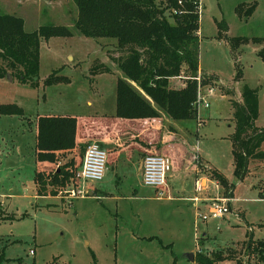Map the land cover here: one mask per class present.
<instances>
[{
    "label": "rangeland",
    "instance_id": "374dc122",
    "mask_svg": "<svg viewBox=\"0 0 264 264\" xmlns=\"http://www.w3.org/2000/svg\"><path fill=\"white\" fill-rule=\"evenodd\" d=\"M0 10L22 16L27 30L52 22L66 24L74 32L41 40L36 85L9 71L11 78L7 73L0 77V102H15L23 109V116L0 114V264H198L197 252L214 258V264L258 260L247 242L250 235L264 238V164L252 161L247 173L237 177L230 133L232 101L241 99L244 83L258 89L256 124L264 125V0H201L195 53L202 86H215L210 105L202 110L200 126L194 116L176 120L161 111L159 117L163 129L175 132L170 138L177 143L175 158H184V146L190 158L196 157L190 177H206L204 189L198 192L206 201L196 208L188 199L157 196L153 186L143 184L135 163L138 147L133 146L131 158L121 154L114 162L109 159L116 146L98 139L86 140L82 152L92 141L108 148L107 169L102 179L85 184L108 197L87 194L67 199L64 189L72 182L47 183L45 193L50 196L35 195L31 123L38 113H84L97 109L101 101L106 109L112 107L116 77L94 75L92 69L100 60L111 64L115 44L106 37L77 33L78 9L73 0H0ZM56 68L68 79L44 84L43 77ZM180 74H189L185 64ZM183 80L170 76L169 85L180 86ZM156 153L173 161L170 153ZM69 154L59 153L56 165ZM213 170L232 186L221 184L212 176ZM39 186L36 183L37 192ZM193 187V180L188 181L185 193L194 192ZM218 194L231 197L228 211L201 219L197 213H207V199ZM216 250L221 255L214 254ZM187 251L193 252V262Z\"/></svg>",
    "mask_w": 264,
    "mask_h": 264
},
{
    "label": "trees",
    "instance_id": "16d2710c",
    "mask_svg": "<svg viewBox=\"0 0 264 264\" xmlns=\"http://www.w3.org/2000/svg\"><path fill=\"white\" fill-rule=\"evenodd\" d=\"M73 1L78 9L74 22L77 33L95 38L106 37L115 44L113 57H110L115 66L112 60L111 64L100 60L92 70L94 73L119 71L115 89L116 116L159 118L161 111L176 120L194 116L191 103L196 96V76L200 73L195 49L201 0ZM251 7L252 4L246 13H250ZM73 33L66 24L52 22L27 30L22 16L0 10V77L9 71L22 81L36 85L39 82L41 40L52 35ZM228 40L233 44L232 38ZM183 64L189 72L184 74L188 76L183 78L185 84L170 86V76H183L180 74ZM58 70L53 69L43 77V83L67 80V74L58 73ZM258 108V89L244 83L241 99L232 101L234 128L230 133L233 172L239 178L247 173L252 161L264 164V125L256 124ZM0 114L23 116V109L15 102H0ZM89 120L94 128L104 129L99 123L101 119L93 117ZM34 122L36 159L33 179L40 185L38 193L43 194L47 183L64 186L74 181L82 161L77 156L82 157L86 140L77 141L78 121L75 115L38 114ZM84 123L85 120H82L80 125ZM133 140L131 144L139 149L149 145L141 136ZM66 150L71 151V155L65 162L56 165L59 153ZM156 152L149 150L146 153ZM195 158L191 156L194 161ZM212 176L224 186H232L221 173L213 170ZM247 246L258 253L254 264H264V238L250 235ZM214 254L221 255V252L216 250ZM194 261L198 264L215 263L214 258L206 257L202 252L196 253Z\"/></svg>",
    "mask_w": 264,
    "mask_h": 264
},
{
    "label": "crops",
    "instance_id": "0c3cea01",
    "mask_svg": "<svg viewBox=\"0 0 264 264\" xmlns=\"http://www.w3.org/2000/svg\"><path fill=\"white\" fill-rule=\"evenodd\" d=\"M100 73L113 74L117 78L119 71L117 70L116 71H101V72L94 73V75L100 74ZM87 103L89 105H92L90 100H87ZM110 108L106 109L105 105L101 101L97 109L93 111L90 110L89 112L83 113V112H76V111H73V112L59 111L58 113H51V112H46V113L47 114L75 115L78 121L77 141H85L88 139H98L99 141L106 143L108 145L113 144V147L116 146L117 150L112 152L113 155L114 153L115 155L112 157L113 159L110 158L109 161H114V162L117 161V158H119L121 154H124L125 157L131 158L133 154L132 151H134L132 149L133 145L131 144L132 140L133 139L135 140L136 137L138 136L143 137V139L149 145H147L146 148H140V149L138 148L139 150L136 148L138 157L137 159H135V163H136V170L138 171L139 176L141 177V166H142V159H143L142 154L144 155L147 154L146 152L149 150L157 151V152H165L167 154L170 153L171 155L170 154L169 155L172 157V160H173L172 161L173 168L169 171L167 175V188H168L169 195L166 196V198L167 199L176 198V199H181V200L188 199L192 202L195 208L197 207V203L206 201L203 197L199 196L198 192L200 191H196L194 187H193L194 192H192L191 194L185 193L188 181L190 182L191 180H193V186H194L195 178L199 177L200 175L193 177V179L190 177L191 171H194L193 167L196 166V162L190 158L184 146H182L183 147L182 149L184 151L183 152L184 158L178 159V160L175 158L176 156L174 155V151L176 148L174 147L177 143L170 139V138H173V134L175 133L173 129H171L170 127L163 129L162 127L163 123L158 117L126 118V117L116 116L114 114L115 96H114L113 106ZM93 117H97L101 119V122L99 123L104 126L103 130L102 129L100 130L99 127L94 128L93 123L91 125L89 124L90 122L89 119ZM82 120H85V123L80 125V122ZM119 123L129 125L131 127L129 126H125L123 128L119 126L117 127V124ZM31 124H33L32 128L30 129H31V132H33V148H34L36 127H35L34 121ZM182 137L184 138V140L186 139L184 135ZM66 153H67V150H66ZM202 179L205 183L206 177L202 176ZM34 185H35V195L50 196L49 193L48 194L47 193L36 194L38 192L36 190L35 182H34ZM88 187H89V190L87 194L97 196V197H108V195H106L107 193L106 194L103 193V191L100 190L99 188H96V187L91 188L90 186ZM154 191L156 192V188H154ZM78 197H84V196H78ZM78 197H74L73 199H76ZM67 199H71V198H67ZM207 201H209L210 203V198H208ZM190 261L193 262L192 260Z\"/></svg>",
    "mask_w": 264,
    "mask_h": 264
},
{
    "label": "built area",
    "instance_id": "2783aa9c",
    "mask_svg": "<svg viewBox=\"0 0 264 264\" xmlns=\"http://www.w3.org/2000/svg\"><path fill=\"white\" fill-rule=\"evenodd\" d=\"M175 11V9H174ZM185 79L188 76H181ZM197 78L196 96L191 105L194 112L196 125L203 124L202 110L208 108L209 97L213 94L215 86L211 83L208 86H202L200 75ZM183 80L181 85H184ZM108 153L98 142H89L84 150L80 169L75 172V180L69 187L64 189L67 198H74L78 196H85L89 190L85 182L87 180L97 181L102 179L107 169ZM172 167V161L169 156L161 153H147L143 156L141 166V180L145 185H151L156 188L157 196H168L167 175ZM204 181L202 177H197L194 180V187L196 191L204 188ZM231 197L215 195L210 198V205L207 213H197V215L207 220L209 217H217L223 215L229 209V201Z\"/></svg>",
    "mask_w": 264,
    "mask_h": 264
},
{
    "label": "water",
    "instance_id": "95a60500",
    "mask_svg": "<svg viewBox=\"0 0 264 264\" xmlns=\"http://www.w3.org/2000/svg\"><path fill=\"white\" fill-rule=\"evenodd\" d=\"M7 76H9L11 78V75L9 73H7ZM186 256L190 259L193 260V252L192 251H187L186 252Z\"/></svg>",
    "mask_w": 264,
    "mask_h": 264
}]
</instances>
